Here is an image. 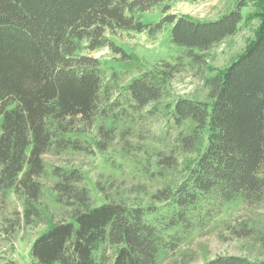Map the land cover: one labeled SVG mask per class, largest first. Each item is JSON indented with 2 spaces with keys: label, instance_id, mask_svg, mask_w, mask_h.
I'll return each instance as SVG.
<instances>
[{
  "label": "trees",
  "instance_id": "16d2710c",
  "mask_svg": "<svg viewBox=\"0 0 264 264\" xmlns=\"http://www.w3.org/2000/svg\"><path fill=\"white\" fill-rule=\"evenodd\" d=\"M175 0H0V201L23 198L26 223L38 217L46 174L43 157L66 152L93 155L115 141L122 123L166 118L183 152L201 147L183 180L159 191V206L108 200L95 205L77 169L53 167L54 200L70 209L29 250L32 264H158L195 227H203L240 197L264 194V19L252 43L220 74L205 81L209 103L177 99L162 109L171 75L166 62L121 85V72L107 74L89 55L120 49L119 33L156 36L170 25V42L189 61L237 34L240 0L215 20L195 21L170 12ZM160 9L155 24L142 14ZM87 52L88 54H83ZM187 126V132L181 128ZM159 164L172 167V156ZM39 210V209H38ZM203 264H264L240 256H217Z\"/></svg>",
  "mask_w": 264,
  "mask_h": 264
},
{
  "label": "rangeland",
  "instance_id": "374dc122",
  "mask_svg": "<svg viewBox=\"0 0 264 264\" xmlns=\"http://www.w3.org/2000/svg\"><path fill=\"white\" fill-rule=\"evenodd\" d=\"M239 1L175 0L170 4V12L195 21H209L225 15ZM161 17L157 8L142 14L141 21L155 24ZM263 19L264 0H255V5L243 10V22L237 34L204 53L200 63L186 59L183 49L170 42V25L154 37L146 32L119 33L110 39L120 53L102 49L89 55L99 60L107 74L121 72V85L144 71L160 70L163 62L177 66L179 71L171 75L165 97L154 104L159 109L177 99L209 103L205 81L222 73L252 43ZM1 122L0 117V125ZM166 124V118L161 116L134 124L122 123L115 141L102 153L45 155L46 174L39 181L42 193L36 205L38 217L25 222L23 198L19 195L10 194L7 200L0 201V264H32L29 250L33 240L51 224L67 219L70 209L58 204L51 192L55 181L50 173L53 167L79 170L95 205L105 202L96 190L99 181L110 201L159 206L153 197L164 188L178 185L202 150L198 147L183 152L177 138L179 131ZM187 126L181 131L187 132ZM164 155L173 157L172 167L159 164ZM224 255L240 256L251 262L264 261V194L257 202L236 197L203 227H195L185 235L174 252L161 254L158 264H203Z\"/></svg>",
  "mask_w": 264,
  "mask_h": 264
}]
</instances>
